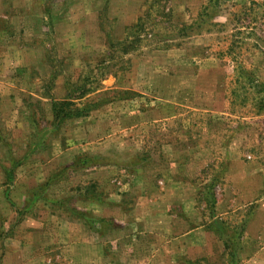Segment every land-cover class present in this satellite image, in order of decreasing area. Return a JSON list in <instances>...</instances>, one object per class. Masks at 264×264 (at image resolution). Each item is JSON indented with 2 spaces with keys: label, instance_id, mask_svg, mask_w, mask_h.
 Here are the masks:
<instances>
[{
  "label": "rangeland",
  "instance_id": "rangeland-1",
  "mask_svg": "<svg viewBox=\"0 0 264 264\" xmlns=\"http://www.w3.org/2000/svg\"><path fill=\"white\" fill-rule=\"evenodd\" d=\"M0 264H264V0H0Z\"/></svg>",
  "mask_w": 264,
  "mask_h": 264
},
{
  "label": "trees",
  "instance_id": "trees-1",
  "mask_svg": "<svg viewBox=\"0 0 264 264\" xmlns=\"http://www.w3.org/2000/svg\"><path fill=\"white\" fill-rule=\"evenodd\" d=\"M223 1H229V0H223ZM76 90V88H72L71 90H68L65 94V96L61 99H51L50 105H51V111L53 120L55 122V126H59L62 124L66 118L70 117H80V116H86L89 109L88 106L94 107L91 105V103L83 104L81 107L75 106L74 100L78 98H82L84 96V91L79 96L75 95L73 93ZM14 164V163H13ZM12 168H3V172L5 174V179L8 182V180L11 179L13 171ZM49 178L44 185L47 186L49 183Z\"/></svg>",
  "mask_w": 264,
  "mask_h": 264
},
{
  "label": "crops",
  "instance_id": "crops-1",
  "mask_svg": "<svg viewBox=\"0 0 264 264\" xmlns=\"http://www.w3.org/2000/svg\"><path fill=\"white\" fill-rule=\"evenodd\" d=\"M194 229H197V228H194ZM192 233H193V229H191V230H189L188 232H186L184 235L185 236H188V235H192Z\"/></svg>",
  "mask_w": 264,
  "mask_h": 264
}]
</instances>
